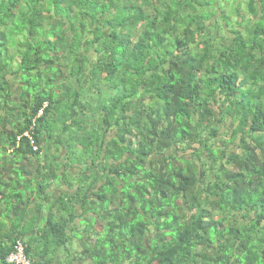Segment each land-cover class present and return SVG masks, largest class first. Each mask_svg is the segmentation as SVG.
<instances>
[{
	"label": "trees",
	"instance_id": "obj_1",
	"mask_svg": "<svg viewBox=\"0 0 264 264\" xmlns=\"http://www.w3.org/2000/svg\"><path fill=\"white\" fill-rule=\"evenodd\" d=\"M217 2L0 0V264H264V0Z\"/></svg>",
	"mask_w": 264,
	"mask_h": 264
},
{
	"label": "rangeland",
	"instance_id": "obj_2",
	"mask_svg": "<svg viewBox=\"0 0 264 264\" xmlns=\"http://www.w3.org/2000/svg\"><path fill=\"white\" fill-rule=\"evenodd\" d=\"M239 3H240V5H241V7L243 9L247 10V7L245 6L244 2L236 1V0H224V1H222V3L220 5H221V8L224 11H226L227 13H229V14L233 13V14L237 15L236 13H237L238 9L240 8ZM232 19L234 21L235 18L232 17ZM238 23H236V22L235 23H230V27H233L234 26V30L235 31L238 30V31H242V33H245V28H246L247 25L246 24H241V23L238 24ZM238 25H239V27H237ZM218 28H219V31H215V32L216 33H219L220 35H223L226 30L224 28H221L219 25H218ZM223 37H224V35H223ZM68 178L70 179L69 176H68ZM76 249L80 251L81 250V247L78 246ZM63 253L64 254L61 256V260L64 259L66 261V258H65L66 252H63ZM71 253H73L72 255L74 256V253L75 252H73L72 249H71Z\"/></svg>",
	"mask_w": 264,
	"mask_h": 264
},
{
	"label": "built area",
	"instance_id": "obj_3",
	"mask_svg": "<svg viewBox=\"0 0 264 264\" xmlns=\"http://www.w3.org/2000/svg\"><path fill=\"white\" fill-rule=\"evenodd\" d=\"M35 149H37L35 147ZM26 246L21 240L16 241L14 245V252H12L6 259L9 264H37L35 261L28 258L26 255Z\"/></svg>",
	"mask_w": 264,
	"mask_h": 264
},
{
	"label": "crops",
	"instance_id": "obj_4",
	"mask_svg": "<svg viewBox=\"0 0 264 264\" xmlns=\"http://www.w3.org/2000/svg\"><path fill=\"white\" fill-rule=\"evenodd\" d=\"M222 1H224V0H219V2H217V4L218 5H220L221 3H222ZM240 1H242V0H240ZM217 4H215V5H217ZM239 5H240V3H239ZM241 6V5H240ZM261 7V5H260V3H259V8ZM242 11H244V10H242ZM216 12H217V14L219 15V14H221L222 12H223V10H222V8H218L217 10H216ZM246 11H244L243 13H245ZM230 16H232L233 18H234V14L233 13H231V14H229ZM210 31H212V32H214L213 30H212V28H210ZM218 34V33H217ZM230 34V33H229ZM232 34V33H231ZM230 34V35H231ZM233 35V34H232ZM223 42H225L224 40H223Z\"/></svg>",
	"mask_w": 264,
	"mask_h": 264
}]
</instances>
